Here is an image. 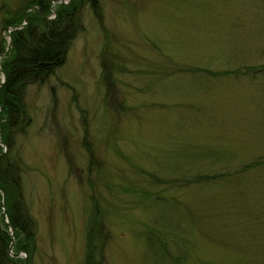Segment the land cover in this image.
<instances>
[{"label":"rangeland","instance_id":"1","mask_svg":"<svg viewBox=\"0 0 264 264\" xmlns=\"http://www.w3.org/2000/svg\"><path fill=\"white\" fill-rule=\"evenodd\" d=\"M25 1L0 0V70ZM77 20L27 88V129L0 140L33 232L9 256L264 264V0H96Z\"/></svg>","mask_w":264,"mask_h":264},{"label":"trees","instance_id":"2","mask_svg":"<svg viewBox=\"0 0 264 264\" xmlns=\"http://www.w3.org/2000/svg\"><path fill=\"white\" fill-rule=\"evenodd\" d=\"M53 1L58 0H26L5 20V28L20 25L24 21V13L33 8L28 12L24 27L10 33V54L1 65L0 72L5 81L0 85V140L10 141L12 132L27 129L30 122L24 102L27 88L32 84L43 83L65 63L69 46L81 28L77 20L80 7L90 2L94 6L96 2L71 0L66 5L58 4L54 10L55 18L48 21L45 18L50 14ZM94 12L98 14L96 10ZM13 165L8 153H0V190L7 203L6 226L13 229V252L18 254V251L32 249L29 243L33 240V232L24 203L18 199L17 187L7 177ZM15 193L17 200L13 201ZM3 228L0 226V264H18L9 256L12 236ZM15 237H21L18 251L14 249Z\"/></svg>","mask_w":264,"mask_h":264},{"label":"water","instance_id":"3","mask_svg":"<svg viewBox=\"0 0 264 264\" xmlns=\"http://www.w3.org/2000/svg\"><path fill=\"white\" fill-rule=\"evenodd\" d=\"M69 1H71V0H67V1H63V0H59V2L61 3V4H67V2H69ZM30 10H28V11H26L25 12V14H24V19H26L27 18V15H28V12H29ZM46 20H48V18L46 17L45 18ZM19 27V26H18ZM21 27V26H20ZM2 83V82H1ZM1 85V84H0ZM9 249H10V251H12V249H13V238H12V240H11V244H10V246H9ZM18 255H13V257H17Z\"/></svg>","mask_w":264,"mask_h":264}]
</instances>
